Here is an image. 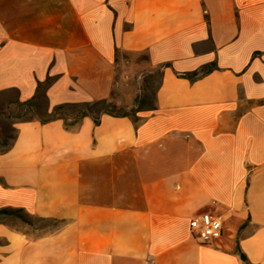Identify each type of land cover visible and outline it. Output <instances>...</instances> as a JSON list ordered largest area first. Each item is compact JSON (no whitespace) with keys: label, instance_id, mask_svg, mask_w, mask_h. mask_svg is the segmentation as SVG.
<instances>
[{"label":"crops","instance_id":"0c3cea01","mask_svg":"<svg viewBox=\"0 0 264 264\" xmlns=\"http://www.w3.org/2000/svg\"><path fill=\"white\" fill-rule=\"evenodd\" d=\"M214 62L195 80L180 76ZM165 64L164 66H161ZM160 66L138 120L16 123L0 150V264H264V0H0V92L46 111ZM222 236L202 244L190 218Z\"/></svg>","mask_w":264,"mask_h":264},{"label":"rangeland","instance_id":"374dc122","mask_svg":"<svg viewBox=\"0 0 264 264\" xmlns=\"http://www.w3.org/2000/svg\"><path fill=\"white\" fill-rule=\"evenodd\" d=\"M160 68V66H155L150 69H143L141 72H135L133 79H130L129 71L116 67V79L120 78L122 81H120L121 87L116 86L109 98L113 102L109 111L126 112L134 118L136 110L151 108ZM16 100L14 92L10 90L0 92V150L11 144L16 133L17 122L27 118H44L47 116L42 89L31 107L18 104ZM92 110L96 114L97 109L93 108ZM72 111V109H64L60 111V114L66 116L67 122H70ZM5 217L33 228H49L60 222L53 219H37L14 211Z\"/></svg>","mask_w":264,"mask_h":264},{"label":"trees","instance_id":"16d2710c","mask_svg":"<svg viewBox=\"0 0 264 264\" xmlns=\"http://www.w3.org/2000/svg\"><path fill=\"white\" fill-rule=\"evenodd\" d=\"M165 64H162L161 66H164ZM216 68V65L214 62L208 63L202 67H199L198 69L192 70V71H188V72H184V73H180V76L186 77L189 80H195L196 78L202 76L203 74L207 73L208 71H211L213 69ZM48 80L46 79V81L44 83H39L37 86V93H39V91L42 89V95L44 96V87L47 85ZM37 96V94H36ZM36 97L32 98V99H28L25 101H19L18 99L16 100V102L18 104H22L25 105L27 107H31L34 104V100ZM113 105V102L111 99L109 98H102V99H98L92 102H79V103H63V104H58L56 106H54L52 108V110L50 112L45 111L47 113V116L44 118H37L39 119L41 122H47L49 120H53V119H62L64 121V124L66 126L72 125L74 123H76L79 119H81L84 116H90L94 122V124H98L100 116L102 114H109V115H114V116H128L130 118H132V120L134 122H136L138 120V117L136 115V112L138 110L135 111V117H131L128 113L126 112H112L109 111V107ZM93 108L97 109L96 114H94L93 112ZM64 109H72V116H70L72 119L70 122H67V118L66 116H64L63 114H60L61 110ZM68 117V116H67ZM33 118H27L25 120H30ZM9 146H6L3 150L7 149ZM2 150V151H3ZM17 212V213H22L19 209L17 210H7V209H0V214L1 213H11V212ZM237 252L240 255V258L242 259V261L245 264H251L246 255L240 251V249L238 247H236Z\"/></svg>","mask_w":264,"mask_h":264},{"label":"built area","instance_id":"2783aa9c","mask_svg":"<svg viewBox=\"0 0 264 264\" xmlns=\"http://www.w3.org/2000/svg\"><path fill=\"white\" fill-rule=\"evenodd\" d=\"M191 236L202 244H210L222 236V221L211 213H200L189 220Z\"/></svg>","mask_w":264,"mask_h":264}]
</instances>
